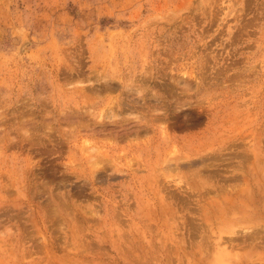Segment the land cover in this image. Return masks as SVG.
<instances>
[{"label":"rangeland","instance_id":"1","mask_svg":"<svg viewBox=\"0 0 264 264\" xmlns=\"http://www.w3.org/2000/svg\"><path fill=\"white\" fill-rule=\"evenodd\" d=\"M0 264H264V0H0Z\"/></svg>","mask_w":264,"mask_h":264}]
</instances>
